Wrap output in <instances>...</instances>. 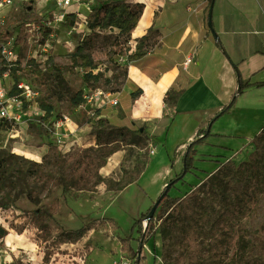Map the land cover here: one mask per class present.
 Returning <instances> with one entry per match:
<instances>
[{
	"label": "rangeland",
	"instance_id": "obj_1",
	"mask_svg": "<svg viewBox=\"0 0 264 264\" xmlns=\"http://www.w3.org/2000/svg\"><path fill=\"white\" fill-rule=\"evenodd\" d=\"M48 9L39 0H11L9 5L0 7V42L4 43L11 37L8 41L13 50L10 60L14 61L17 56L24 59L33 57L42 73L45 72L43 80L31 73L18 76L19 81L31 86L36 96L22 104L21 117L17 121L0 119V158L14 154L27 159L22 164L15 159L16 164H11L9 171L16 168L24 172L30 161L42 162L44 171L66 181L64 199L68 206H72L70 208L80 222L94 221L95 227L76 243L57 245L54 238L59 231L70 228L61 217L55 216L56 223L50 224L52 233L46 241L48 246H45V242L33 241L36 234L33 229L24 230L10 246L4 237L3 244H0V264H76L77 252L82 248L86 252L84 264H175L176 255L191 226L196 229V239L201 247L197 264H245L248 259H258L257 241L251 232L264 226V137L261 140L251 138L242 147L238 141L231 140L228 146L236 149L221 154L199 153L193 157L194 167L184 176L181 175V166L176 169V162H181L188 144L180 151L176 147L169 151L167 144L159 145V140L156 146L148 145L145 149L127 146L119 151L118 157H108L99 172L101 176L118 180L123 177L121 169L124 168L132 179L131 184L120 191H108L105 189L106 181L92 184L91 178L88 189L76 188L72 180V157L80 149L94 144V136L99 128L114 126L112 117L105 115L115 114L125 103L121 101L119 91H111L117 87L122 89L124 76L117 67L101 57L103 63L99 70L106 77L112 75L111 81L92 91L85 88L82 69H68L70 54L91 32L88 27L90 20L84 22L82 19L87 12L85 8L75 23L67 17L66 23L56 25L50 31L42 29L36 36L26 38L27 34L20 33L18 24L21 21L30 23ZM98 32L101 36L96 39V46L100 48L108 42L105 37L117 35L118 29L106 27ZM6 33H10V36ZM4 82L10 92L14 85L9 72ZM72 89H82L86 102L71 106ZM113 100L117 102L114 104ZM243 100L264 102V88L245 92L238 97V102ZM49 107L51 110L47 115ZM18 148L31 150L33 155L27 157ZM154 150H157L156 154ZM226 160L233 161L236 166L244 163L247 169V173H243V169L237 170L235 176L239 182L230 188L223 187V176H215L218 166ZM257 179L260 187L257 202L249 213L238 219L247 240L245 253L239 257L227 247L217 253L214 249V226L220 217L236 207L248 181ZM192 190L197 194L193 215H182L178 228L162 237L161 230L168 223L164 220L165 211L170 208L171 200L183 197ZM15 191H10V196L16 197L15 201L9 203L8 208H0V224L4 226L8 225L12 212L19 214L20 209L47 204L52 197L42 194L40 204H25L26 194L15 195ZM163 192L168 198L161 205L158 203L149 218L151 221H148L145 216ZM52 193L53 188L50 195ZM137 220L140 222L137 223ZM140 236L146 238L143 245L138 241ZM122 238H128L123 249Z\"/></svg>",
	"mask_w": 264,
	"mask_h": 264
},
{
	"label": "crops",
	"instance_id": "obj_2",
	"mask_svg": "<svg viewBox=\"0 0 264 264\" xmlns=\"http://www.w3.org/2000/svg\"><path fill=\"white\" fill-rule=\"evenodd\" d=\"M130 1L143 3L144 8L130 34L128 54L135 52L144 35L150 34L155 44L146 50L141 46L140 56L132 63L126 55L117 57L127 65L124 86L118 93L125 103L115 114L105 116L112 117L114 126H143L155 144L159 140L169 151L175 147L180 151L207 130L208 135L193 146V157L236 149L228 146L231 140L245 145L264 125L263 101L238 102L245 92L264 88L257 85L264 81V0ZM189 5L198 6L199 11L191 13ZM187 58L190 61L186 62ZM131 67L145 78L143 84L131 76ZM238 80L248 86L236 95L227 112L208 126L236 92ZM136 88L142 93L130 99ZM169 89L180 90L171 110L163 102ZM117 154L119 151L112 155ZM176 163V169H182V162ZM58 189L47 204L58 199V212L62 207L66 210L61 220L70 229L79 228L82 223L61 195L62 187Z\"/></svg>",
	"mask_w": 264,
	"mask_h": 264
},
{
	"label": "trees",
	"instance_id": "obj_3",
	"mask_svg": "<svg viewBox=\"0 0 264 264\" xmlns=\"http://www.w3.org/2000/svg\"><path fill=\"white\" fill-rule=\"evenodd\" d=\"M1 1V0H0ZM144 4L140 2H132L126 0H103L93 7L90 13V22L88 27L91 30L90 35L79 42L76 48L70 54L68 61V69H82L83 71V83L85 88L92 91L104 87V84L111 81V77H106L101 70H99L101 57L105 58L109 63H112L114 67L119 69L124 78L127 73V65L121 64L116 57L125 56L127 61L132 63L135 58L140 56L141 46L145 47V50L152 47L155 44L154 39L150 34L142 36L139 43L136 46L135 52L128 54L130 34L138 19L143 12ZM24 23L21 21L18 24V28L21 34H24ZM106 27H115L118 29V34L111 37H105L108 42L104 47L96 46V39L101 36L100 32ZM45 31H50L48 28H44ZM10 36V33H6ZM121 37L123 39H121ZM16 40L19 39L16 35ZM110 38V39H108ZM108 48V49H107ZM96 70V71H95ZM20 71V75L17 72ZM4 72H9L13 77L14 84L19 81L18 76H25L29 73L35 75L36 78L44 79L45 72L42 73L39 64L36 63L33 57H27L24 59L22 56H17L14 61L6 60L0 56V75ZM258 86H263V82L257 83ZM248 86V83H242L238 80L237 90L230 97L229 101L222 107V109L214 114L209 120L208 126L219 116L227 112L230 106L233 104L236 95L240 94L242 90ZM120 91L119 87L111 90ZM11 95H15L16 88L13 87L9 92ZM142 90L136 88L129 94L130 99H135L140 96ZM180 95V90L169 89L166 91L163 98V102L166 107L171 110L176 105V100ZM86 102V97L82 89H72L70 96V104L73 107L81 105ZM51 108L47 110L49 115ZM203 135H208V131L201 132ZM264 137V125L261 127L258 133H256L252 139L261 140ZM200 139L191 141L186 150L183 153L181 162L182 169L181 175L184 176L193 168V155L195 151L193 146L197 144ZM156 146L151 135L145 130L143 126L139 128H131L128 126H109L99 128L94 136V144L84 147L78 151L72 157V180L78 190H86L90 185V179L92 178V184H98L105 182V189L108 191H120L127 185L132 183V179L128 177L126 169L122 168L123 177L115 180L112 178L101 176L99 170L106 164V160L113 153L125 150L127 146H136L141 149L147 148V146ZM22 164L27 161L21 156L11 154L8 157L0 158V208H8L9 203H13L16 197L10 196V191L16 193L24 192L26 198L33 204H40L43 195H50L51 189L60 185L62 187L61 195L65 198L67 193V184L64 178L54 177L51 173L44 171L42 162H29V166L24 172L20 169L13 168L12 171L8 170L11 164ZM244 163L235 165L233 161L226 160L221 163L216 169V177H222V183L224 188H230L235 186L239 179L235 176L237 170H242L243 173H247V169L244 167ZM264 182V181H263ZM41 190V193L39 192ZM260 187L259 181H248V185L243 192L242 199L238 200L236 207L228 213L220 217L218 223L213 228V234L216 238V244L214 249L217 253L223 252L225 247L230 248L232 253L242 257L247 249V240L243 234L238 219L242 215L249 213L251 208L257 202V196L259 194ZM168 198L166 193L162 196L159 204ZM197 194L194 190L186 193L183 197H177L171 200L172 204L170 208L165 211L164 220L168 223L161 230L162 237L166 236L171 230L178 228V220L182 215L194 213V206L196 203ZM15 208L14 205H12ZM59 210V201L55 199L49 204H41L35 208L23 210L20 209V213L11 214V219L7 226L0 224V244H3V238L11 230L20 234L26 229H33L35 231V237L33 241L45 242V246H48L46 241L49 240L52 227L51 223H56L55 214ZM146 217V216H145ZM151 221V219H148ZM137 223L140 221L137 220ZM194 224V223H192ZM95 222L84 221L82 225L77 229H61L57 236L54 238V244L60 245L63 243H76L82 238L89 230L94 229ZM255 240L257 241V247L259 249L258 259H248L245 264H264V226L260 230H254L251 232ZM138 241L143 245L146 238L140 236ZM122 243L121 249L127 245L128 238L120 239ZM84 251V252H83ZM201 253L200 244L196 239V229L194 226L188 228L187 233L182 241L180 252L176 255L175 264H197ZM78 254H86L85 250L80 249ZM133 264H136L135 262Z\"/></svg>",
	"mask_w": 264,
	"mask_h": 264
},
{
	"label": "built area",
	"instance_id": "obj_4",
	"mask_svg": "<svg viewBox=\"0 0 264 264\" xmlns=\"http://www.w3.org/2000/svg\"><path fill=\"white\" fill-rule=\"evenodd\" d=\"M44 3L49 9L38 17L36 20L30 23H24V34H27L26 38L33 37L37 35L38 31L44 28L52 30L56 25H62L66 23L67 17L73 19L74 23L79 16L83 15L81 13L82 9H87L86 15L82 18L84 22L90 19V13L98 2L103 0H39ZM11 0H1L0 7L4 5H9ZM187 9L191 13H197L199 7L189 5ZM30 35V36H29ZM11 38V37H10ZM9 38V39H10ZM8 39V41H9ZM0 42V56L6 60H9L13 56L12 47L9 42ZM190 61V58L186 59V62ZM8 72H4L0 75V119H5L7 121H17L20 117V109L24 102L34 99L36 96L35 91L31 86L23 81H18L17 84L13 85L16 88V94L11 95L5 86L4 80L6 79ZM102 93V91H98ZM114 104L117 100H113ZM17 107V108H16ZM16 108V109H15ZM85 259V254L81 255L77 252V263L83 264Z\"/></svg>",
	"mask_w": 264,
	"mask_h": 264
},
{
	"label": "bare ground",
	"instance_id": "obj_5",
	"mask_svg": "<svg viewBox=\"0 0 264 264\" xmlns=\"http://www.w3.org/2000/svg\"><path fill=\"white\" fill-rule=\"evenodd\" d=\"M130 74H131V76L133 77V78H135L137 81H139L141 84H143L144 82H145V78L136 70V69H134L133 67H131V69H130ZM18 150L22 153V154H24L25 156H27V157H30V156H32L33 154H32V151L31 150H28V149H21V148H18ZM35 153V152H34ZM58 187H60V185H58V186H55V187H53V193L51 194V195H49L50 197L52 196V195H55L58 191H59V189H58ZM65 208L64 207H62L61 209H60V211L59 212H57L54 216H58V217H61L64 213H65ZM18 237H20V235L18 234V233H12V234H6L5 235V238H6V244L7 245H12V243H14V241H15V238H18Z\"/></svg>",
	"mask_w": 264,
	"mask_h": 264
},
{
	"label": "water",
	"instance_id": "obj_6",
	"mask_svg": "<svg viewBox=\"0 0 264 264\" xmlns=\"http://www.w3.org/2000/svg\"><path fill=\"white\" fill-rule=\"evenodd\" d=\"M210 11H211V10H209V12H208V25H209V26H211V21H210V15H211V13H210ZM167 186H168V185H167ZM167 188H168V187H167ZM164 194H165V192H163L161 195H159V197L157 198V200L155 201V203L152 205V207H151L149 213L147 214L146 219H149L150 217H152V215H153V213H154V211H155V209H156L158 203L160 202V200H161V198H162V196H163Z\"/></svg>",
	"mask_w": 264,
	"mask_h": 264
}]
</instances>
